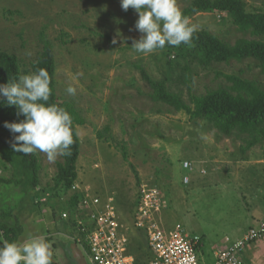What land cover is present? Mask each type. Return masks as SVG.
Segmentation results:
<instances>
[{"label": "rangeland", "instance_id": "1", "mask_svg": "<svg viewBox=\"0 0 264 264\" xmlns=\"http://www.w3.org/2000/svg\"><path fill=\"white\" fill-rule=\"evenodd\" d=\"M190 2L177 0V5L183 9ZM245 2L249 11L264 12V0ZM137 20L138 13L123 10L121 0H0V50L18 55L26 75L34 73L32 63L42 51V35L53 44L57 93L86 120L77 127L81 139L77 179L102 196L113 194L122 218L133 228L140 184L158 185L170 200L169 209L162 213L164 221L181 222L192 236H199L201 264H213L214 252L226 237L240 227L246 230L251 219L261 216L264 142L242 153L246 135L226 136L204 120H193L184 111L152 100L153 90L143 71L181 92L186 100L189 86L201 95L229 84L219 72L255 80L263 88L264 73L253 59L206 67L166 49L137 53L132 46L142 36L135 28ZM189 20L197 30L231 43L250 36L225 13L199 12ZM69 85L76 88L75 96L66 92ZM122 147L127 149V159ZM37 152L42 164L38 194L50 205L42 217H36V208L32 216L31 202L26 204L20 242L44 239L52 253L51 264H92L86 249L75 241V230L60 232L57 227L63 222L53 216L66 211L71 193L55 195L57 165L63 156L49 161L45 153ZM184 160L195 162L206 173H191L195 163L192 170L184 171L180 163ZM11 172L0 163V177L9 178ZM184 172L191 177L188 184ZM0 190L11 196L8 202L16 198L20 202L19 191L13 196L8 188L0 186ZM137 233L136 229L130 232L133 264H149L147 239ZM254 246L244 255L250 264H264V241Z\"/></svg>", "mask_w": 264, "mask_h": 264}, {"label": "trees", "instance_id": "2", "mask_svg": "<svg viewBox=\"0 0 264 264\" xmlns=\"http://www.w3.org/2000/svg\"><path fill=\"white\" fill-rule=\"evenodd\" d=\"M127 11L137 13L131 7ZM181 11L188 18L199 12L225 13L239 31L250 36L240 37L231 43L207 30H197L193 33L189 44L180 46L166 44L160 50L175 51L186 60L206 67L216 62L253 59L258 62L264 73L263 11H249L245 0H191ZM42 40V51L32 63L33 72L40 68L48 71L51 94L47 103L63 107L73 120L74 143L71 146V154L62 155L63 161L58 162L57 165L55 195L60 197L70 193L71 187L78 178L77 163L81 153V139L77 126L85 124L86 120L72 102L60 99L56 87L54 47L44 35ZM143 73L153 90L150 94L152 100L162 102L176 111H184L193 120H204L226 136L246 135L243 137L242 153L264 142V88L257 81L243 78L235 73L219 72L218 76H224L229 84L210 89L201 95L193 93L189 86V99L186 100L181 92L172 90L166 83L150 78L144 71ZM21 75L23 72L18 55L0 50V84L18 82ZM17 111L16 106H8L5 99L0 98V163L2 167L10 168L12 171L9 178L0 177V186L8 188L13 196L19 191L18 196L21 197L20 202H16L17 198L8 202L10 195H2L0 190V244L20 242L25 229L21 213L25 211L26 204L30 205L31 202L30 214L34 207L36 208V217H42L43 210L50 205L42 202L40 200L42 196L38 194L42 169L38 152L25 155L14 151L12 144L18 133L14 134L4 126L6 121L18 122L25 118L23 115H17ZM98 136L102 137V132L98 131ZM122 152L127 159L125 147H122ZM80 199L81 194L70 193L69 204L65 208L70 213L69 219H64L61 214L57 216L54 212V219L57 217L63 222L57 227L60 232L73 234L74 214L78 210Z\"/></svg>", "mask_w": 264, "mask_h": 264}, {"label": "clouds", "instance_id": "3", "mask_svg": "<svg viewBox=\"0 0 264 264\" xmlns=\"http://www.w3.org/2000/svg\"><path fill=\"white\" fill-rule=\"evenodd\" d=\"M121 7L125 11L131 7L138 13L135 28L142 36L132 44L137 53L151 54L166 44H189L197 31L177 0H121ZM66 92L75 96L76 88L69 85ZM50 94V76L44 68L19 76L18 82L0 84V98L8 106H16L17 115L25 117L18 122L6 121L4 125L12 133H18L12 144L14 151L25 155L39 151L49 161L58 155L71 154L72 117L63 107L47 103ZM51 257L50 246L42 238L0 244V264H51Z\"/></svg>", "mask_w": 264, "mask_h": 264}, {"label": "built area", "instance_id": "4", "mask_svg": "<svg viewBox=\"0 0 264 264\" xmlns=\"http://www.w3.org/2000/svg\"><path fill=\"white\" fill-rule=\"evenodd\" d=\"M183 167L192 170L193 164L184 161ZM183 180L190 183V176L185 175ZM70 192L81 194L74 214V239L86 249L92 264H133L135 259L129 249L133 229L142 232L147 239L152 254L149 264H201L198 255L201 238L192 236L181 222L164 221L162 213L169 209L170 200L158 185L140 184L133 210L134 228L122 218L113 194L102 196L78 179ZM40 200L43 202L46 198ZM61 216L69 219L70 213L63 211ZM262 239L264 218L241 238H227L226 245L216 251L213 264H248L244 258L246 247Z\"/></svg>", "mask_w": 264, "mask_h": 264}, {"label": "crops", "instance_id": "5", "mask_svg": "<svg viewBox=\"0 0 264 264\" xmlns=\"http://www.w3.org/2000/svg\"><path fill=\"white\" fill-rule=\"evenodd\" d=\"M77 127H78V126H77ZM77 129H78V128H77ZM184 161H185V160H184ZM184 161L180 162V163H182L181 167H182V169H183L184 171H187V170L184 169V167H183V162H184ZM186 161H188V160H186ZM194 163H195V162H193V164H194ZM197 165H198V164L195 163V169H193V170L191 171V173H195V174H197V173H203V174H205V173H206V170L203 169V168H199ZM204 170H205V172H204ZM185 175H189V174L186 173V172H184L183 179H184V176H185ZM190 181H191V177H190ZM263 206H264V205H263ZM263 206H259V207H261V211H260L261 216H260V218H259V219H255V220L251 219V222H250V223H252V224L249 225L248 228H247L246 230L241 231V229H242L241 227L238 228V229H236V231L238 230V233H236V231H235V234H234L233 236H227V237H226V240H225L226 243H227V238H231L232 240L239 239V238H241V237L247 232V230H248L250 227L258 225V222H259L261 219L264 218V207H263ZM251 217H252V216H251ZM137 232H138V233H137V237H138V238H139V236H143V235H144V234H143L142 232H140V231H137ZM139 234H140V235H139ZM144 237H145V236H144ZM261 241H264V239H262V240H260V241H257V242H254V243H251L250 245H248V246L246 247L245 253H246L247 251H251L252 248L255 247L254 245L261 243ZM226 243L223 244V245H226ZM223 245H220V246L217 247V249H216L215 252H214V256H215L216 251H217L221 246H223ZM253 251H254V250H253ZM130 253L132 254V251H131V250H130ZM132 255H133V254H132ZM151 257H152V255H151ZM244 258L246 259V262H247L248 264H250V263L248 262V260H247V258H246L245 255H244ZM248 258H250V254H248Z\"/></svg>", "mask_w": 264, "mask_h": 264}]
</instances>
